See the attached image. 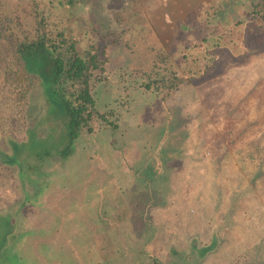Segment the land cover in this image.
I'll list each match as a JSON object with an SVG mask.
<instances>
[{"label":"rangeland","instance_id":"374dc122","mask_svg":"<svg viewBox=\"0 0 264 264\" xmlns=\"http://www.w3.org/2000/svg\"><path fill=\"white\" fill-rule=\"evenodd\" d=\"M70 1L0 0L100 49L109 113L72 138L0 36V264H264V0Z\"/></svg>","mask_w":264,"mask_h":264},{"label":"trees","instance_id":"16d2710c","mask_svg":"<svg viewBox=\"0 0 264 264\" xmlns=\"http://www.w3.org/2000/svg\"><path fill=\"white\" fill-rule=\"evenodd\" d=\"M72 2L71 0L70 3ZM2 4L0 3V36L3 35V40L7 41L12 61L17 65L16 72L19 71L26 80L30 79V74L34 75L32 65H49L52 89L65 107L71 137L76 138L85 131L93 132L97 120H108L109 113L99 110L93 93V83L101 79L107 60L100 53V49L91 43L82 47L79 39L56 19L44 16L43 13L38 14L35 5L34 29L29 28L33 31L32 37L29 34L15 37L17 27L14 21L10 22L2 16ZM257 13L264 18V11ZM169 84V89L175 86L174 82ZM147 87H151L150 84ZM116 126L117 124H113V127Z\"/></svg>","mask_w":264,"mask_h":264}]
</instances>
